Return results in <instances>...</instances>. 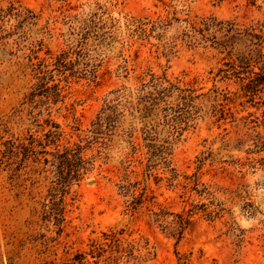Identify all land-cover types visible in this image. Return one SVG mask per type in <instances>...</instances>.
<instances>
[{
    "label": "rangeland",
    "instance_id": "1",
    "mask_svg": "<svg viewBox=\"0 0 264 264\" xmlns=\"http://www.w3.org/2000/svg\"><path fill=\"white\" fill-rule=\"evenodd\" d=\"M205 17L264 31V0H0V264H62L109 228L146 239L145 264H264V78L248 87L220 71L238 55L264 71V55L248 35L213 27L197 45L181 40ZM43 74L59 83L55 103L29 99ZM152 75L194 90L182 130L173 97L167 110L139 103ZM106 104L114 120L96 136ZM51 123L60 136L42 147ZM72 143L94 164L64 196L59 231L43 218L52 166L23 160L22 146L49 151L42 161ZM148 143L165 145V159L149 157ZM10 144L16 154L4 152ZM194 206L179 240L153 221L154 211L169 220Z\"/></svg>",
    "mask_w": 264,
    "mask_h": 264
},
{
    "label": "trees",
    "instance_id": "2",
    "mask_svg": "<svg viewBox=\"0 0 264 264\" xmlns=\"http://www.w3.org/2000/svg\"><path fill=\"white\" fill-rule=\"evenodd\" d=\"M9 9V11H11L13 7ZM25 11L30 12L28 9ZM15 14L18 15L17 12H15ZM214 22L215 18L213 17L202 18L198 23L190 22L189 28L181 33V40L187 42L188 45H197L200 41L207 40L205 32L213 27L214 31L223 30L225 35L232 31L234 32L233 36H242V34L248 35L251 43L258 46L257 56L262 57L264 55L260 52L264 45V31H262V29L258 27L240 29L238 27H234L235 24L232 21H219V24H225V26L218 28L216 26L218 23L216 24ZM155 26L156 25L154 24L153 28ZM218 44L220 46L223 45L221 42ZM172 46H175V44L173 43ZM65 56V52L59 53L55 58V63L59 66L65 67ZM225 65L227 68L220 70L223 72L222 77H234L240 80L247 79L246 85L248 87L253 86L255 83L254 81H259L264 78V71L262 69H260L259 72L253 71L250 68L251 64L248 58L244 55H238L235 59L226 62ZM42 72L46 73L50 72V70ZM241 74H243V76H240ZM46 76V74H43L39 78V82L36 86L31 90L29 95V99L31 101L35 96L41 95L45 98V102L55 103L61 96L59 83L47 85L48 80H52V75H49L48 77ZM164 82L166 83L164 84ZM148 87L151 89L146 90ZM193 91L194 90L190 87L179 86L167 79H161L153 75L148 83L142 84L137 90V92H140L141 94V96L138 97V101L139 103H143V110L145 113L152 112L161 103L165 105L167 103L166 101L173 97V101H175L174 106L176 108L174 111L179 112L175 116L179 130H182V123H185L186 125L188 120L192 119L190 118L191 114H189V111H180H182L181 105H183V107L191 106L190 103L194 99V96L192 95ZM115 107L113 105L106 104L105 107L98 112L91 124V132L94 135L96 134L97 136V134L102 132V126L105 121L110 122L114 120V116L112 115L115 113ZM168 107L171 108L173 106L165 105L162 106L161 109L167 110ZM47 115H49V111L47 112ZM46 122H49V119H46ZM51 126H53L54 129H49L47 131L45 134L46 143L42 147H45L46 144L54 143L60 136V132L57 129L58 126L54 123H51ZM130 143L131 152H135V144L132 141ZM38 145H41V143H38ZM86 146V144L82 145L80 143L65 145L61 149L51 152V159L44 157L42 161L39 155L48 153L49 151H46L45 149L35 150L32 147L22 146L23 160L31 158L33 163H42L43 165L49 163V165L52 166L54 179L51 181L52 184L48 187V202L47 204L43 203V218L47 220L52 219L54 224L58 225L59 231L61 230V223L64 220V196L69 193L72 184L80 182L84 175L93 168V157H85L84 155ZM146 146L148 147L149 157L158 156L161 159H165V150L167 149L165 145L148 143ZM12 147L13 144H10L4 152L6 154H16V152L12 150ZM126 189L128 191L130 186H126ZM140 202V197H134L130 202L131 209H135L136 205ZM194 208L195 206L187 209L186 211L172 213L173 217L169 220L166 219V213L162 210L154 211L152 212L153 221L163 231H166L169 235L174 236L177 240H179L183 235L185 227L191 221V217L195 212ZM202 209H205V207ZM219 210L220 209H218V211L210 210L205 214L208 218H214L218 215ZM88 245L89 247L87 251L76 252L71 258L62 264H82L87 255L93 259L94 264H145L154 257V251H152L146 239H130L128 236L124 237V229L122 228H109L108 230L101 231L100 235L97 238L91 239ZM184 263L185 261H183V264Z\"/></svg>",
    "mask_w": 264,
    "mask_h": 264
}]
</instances>
